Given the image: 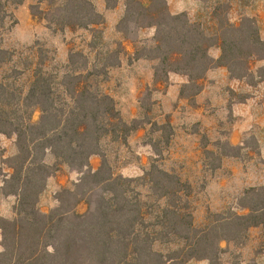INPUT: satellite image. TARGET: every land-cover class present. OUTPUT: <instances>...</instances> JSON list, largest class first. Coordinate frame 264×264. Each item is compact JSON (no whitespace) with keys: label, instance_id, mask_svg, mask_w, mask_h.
Segmentation results:
<instances>
[{"label":"trees","instance_id":"obj_1","mask_svg":"<svg viewBox=\"0 0 264 264\" xmlns=\"http://www.w3.org/2000/svg\"><path fill=\"white\" fill-rule=\"evenodd\" d=\"M44 1L54 7L53 0L39 2ZM56 11L54 18H42L60 30L79 27L94 32L105 23L91 0H68ZM147 28L155 29L152 43L137 49L134 59L157 62L155 84L168 82L170 73L187 76L180 94L192 104L210 69L224 66L232 78L243 79L252 61L264 59V39L252 19L233 24L218 18V27L211 29L186 12H171L167 0H126L117 30L134 43ZM215 46L221 50L217 60L209 54ZM95 76L88 69L69 68L55 75L39 67L26 91L0 83V134L14 136L17 146V154L7 159L12 174L2 188L3 194L15 195L17 203L13 218L0 217V264H186L192 259L217 264L221 242L244 239L252 227L264 230V187L245 190L247 204L241 207L247 213L214 218L197 227L188 200L189 182L152 164L143 179L165 205L155 217L159 229L149 231L142 203L131 196L130 185L136 179L115 174L101 151L103 138L127 143L142 123L125 121ZM36 111L40 115L34 120ZM47 154L55 157L54 165L45 161ZM93 155L102 157L97 170L90 165ZM61 162L81 176L72 188L56 193L57 206L42 212L40 196ZM81 203L87 204L85 213L77 211ZM171 236L181 242L179 247L167 252L154 248L158 240L166 244Z\"/></svg>","mask_w":264,"mask_h":264},{"label":"rangeland","instance_id":"obj_2","mask_svg":"<svg viewBox=\"0 0 264 264\" xmlns=\"http://www.w3.org/2000/svg\"><path fill=\"white\" fill-rule=\"evenodd\" d=\"M15 1L0 0V51H6L5 53L0 52V83L3 81L12 83L21 91H26L33 79V72L39 67L55 75H63L69 68L77 71L88 69L96 73L93 79L102 91L115 99L119 109L122 103L128 106V101L123 98L127 97L130 92L129 86L123 85L121 80L127 75L130 78L144 75L147 70L154 71L157 67V62L152 66L134 65L135 52L133 56L128 57L124 42L120 41L113 31L107 30L106 25L98 26L94 32L79 27H66L60 30L59 25L49 23L42 18L43 16L54 18L57 8H64L68 0H53L54 7L52 8L46 1L40 3V0H23V4L25 2L28 4L31 15V7L39 13L38 17L32 15L31 21L28 20L29 17L25 12L17 14V9L21 5L16 6ZM247 1L249 9L244 10L240 8L239 3L242 0H200V4L191 6L190 16H188L193 21L198 19L211 29L218 27V18L233 24H238L247 18L252 19L258 25L260 35L264 39V28H260L255 16L256 12H254L264 0ZM114 2L115 0H110V4ZM151 33L152 29L147 28L139 33L136 42L127 41L135 47V51L140 50L142 47L151 45L152 41H149ZM117 62H120L118 67L112 66ZM123 65L125 69L128 65L131 67L124 71ZM250 70L247 80L251 88L243 90L242 95L254 96L256 92H261L256 88V84L264 82V59L252 61ZM262 84L264 94V83ZM155 90L154 87H145L139 98L142 109L139 116L126 120L124 118L128 123H132L133 120L142 125L152 122L142 139L138 142L134 141V131L128 136L127 143L120 140L114 141L110 136L101 141L102 155L115 174L122 175L120 174L122 170H132L134 165L139 168L136 173L143 172L141 176H122L136 179L130 185L131 196L136 197L142 203V208L147 213L149 231L159 229L155 225V217L160 214V209L165 205V200H159L143 179L152 164L189 182L191 194L188 200L193 213V221L197 227L210 223L214 218L227 217L232 213H247V210L241 207L242 204H247L243 201L245 190L252 187H264V148H260L255 134L248 132L244 135L243 146L230 148L225 139L220 140L215 133L202 130L200 123L195 119L187 120V124H184L186 128L179 129L177 125L181 124H176L170 118L165 122L166 118L160 117L154 96ZM241 98V96L236 97L238 100ZM189 104L195 105L190 101ZM39 115V111H36L34 120H37ZM186 132L198 134L197 140L187 137ZM11 138L15 137L0 138V158L6 157L3 159L4 163L17 154V152L14 154V151H17L16 139L13 145ZM129 138L133 141L132 144H128ZM194 142L199 143L196 149H194ZM141 143L150 145L153 149L152 154L149 149L141 150L139 147ZM95 158L101 165L102 157L95 155ZM45 161L49 165L56 163L52 154H47ZM66 166L61 162L54 176L61 177L67 174ZM129 175H134V173ZM212 179H216L217 182L210 185ZM242 179L251 180V184L244 187L241 183ZM74 184L72 181V183L61 186L59 190L72 188ZM45 190L40 196L39 208L47 213L54 208L51 207L53 194L49 192V189L47 191V185ZM0 209L10 213L9 204L4 206L0 203ZM78 211L85 213L87 204L81 203ZM14 215L13 207V216L8 219L13 218ZM168 240L166 244L158 240L154 248L167 252L181 245L175 237L171 236ZM224 243L225 241L221 242V245ZM226 243L230 245L221 246L222 252L219 253L220 260L217 264H225L226 260H236L243 255L249 257L250 254H264V230L262 228L249 229L244 239ZM247 264H264V262L257 263L251 259Z\"/></svg>","mask_w":264,"mask_h":264},{"label":"crops","instance_id":"obj_3","mask_svg":"<svg viewBox=\"0 0 264 264\" xmlns=\"http://www.w3.org/2000/svg\"><path fill=\"white\" fill-rule=\"evenodd\" d=\"M95 5L96 10L103 15L105 19L106 29L113 31L115 36L124 42L126 45L127 56H133L135 52V47L131 45L123 36L121 32L117 30V24L124 16L125 13V4L126 0H115L112 6H107L106 0H91ZM169 8L173 13L186 12L190 16L191 6L194 4H200V0H167ZM240 3V8L249 9L248 1L242 0ZM19 12H25L28 15V20H32V15L29 13L28 4H23L17 9V14ZM257 22L261 29L264 28V2H261V5L255 9ZM198 20V19H197ZM152 29L151 39H153L155 29ZM144 30V29H143ZM141 30L140 33L143 31ZM209 54L215 60L219 59L221 55V50L219 47L215 46L209 50ZM156 61L148 59H138L134 61L135 64L140 66H152ZM133 65V64H132ZM118 67V66H117ZM128 68L131 66L128 65ZM123 65V70L127 71ZM251 72V70H250ZM154 71L147 70L144 75H137L129 77L128 75L122 79L123 85H128L130 92L127 94V97L123 100L128 101L127 104H120L119 110L123 118L133 119L137 118L141 113V106L139 98L142 90L145 87L155 88L154 96L157 101V105L160 112V117H164L165 122L170 118L171 121L176 124H181L179 129L186 128L184 124H187V120L195 119L200 123L202 130L207 132L215 133L220 140H226V142L231 146H243L244 145V135L248 132L255 134L257 142L260 148H264V94L263 84L257 83L256 88L260 89L261 92H256L254 96L251 95H242L243 90L251 88V84L248 82L247 77L243 79H235L230 76L228 69L224 66H219L210 69L205 78L201 81L202 90L195 97V105H190L189 101L186 98L181 97V88L184 84L188 82V77L178 73H170L169 81L166 83L155 84ZM259 85V87H258ZM121 97V95L119 94ZM241 96L240 100L236 97ZM118 97V96H116ZM115 97V98H116ZM152 125V122L144 123L140 128L135 130L134 141L138 142L139 139H142L147 128ZM187 130V129H186ZM185 135L193 140H197L196 136L198 134H192L191 132H186ZM6 138L0 134V138ZM132 138V137H131ZM14 145L15 138L10 139ZM133 141L128 140V144H132ZM195 143L194 149L199 143ZM140 149L143 148L149 149L151 154L153 149L150 145L141 143L139 144ZM16 150L14 154H16ZM6 157L0 158V198L4 206L9 204V214L6 210L0 209V216L5 218H10L13 216V207L16 204L17 197L15 195H5L2 192V188L5 184V180L10 178L12 170L9 166L4 163L3 159ZM142 164V163H141ZM90 165L93 170H97L100 166L99 160L95 158V155L90 158ZM67 168V174H63L61 177L51 176L47 181V191L50 190L53 194V204L51 207L57 205V199L55 194L61 188V186L66 185L67 183L78 182L79 177L81 176L79 172L73 171ZM139 169L136 165L133 166L132 170L126 169L122 170L120 174L124 176H141L143 172H137ZM134 173V175H129ZM216 179H212L210 185L216 183ZM242 185L246 187L251 184V180L241 181ZM46 191V190H45ZM80 206V205H79ZM78 206V208H79ZM77 208V211H78ZM6 209V207H5ZM79 212V211H78ZM261 227H252V229H258ZM2 231L0 229V252L3 250L2 245ZM229 246L226 242L221 246ZM254 259L255 262H264V254H250L249 257L242 256L236 260H226L225 264H247ZM186 264H210L209 260H197L192 259Z\"/></svg>","mask_w":264,"mask_h":264}]
</instances>
